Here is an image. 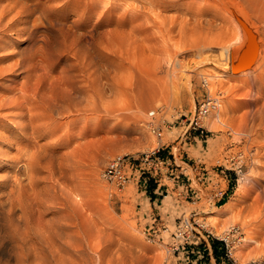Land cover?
Masks as SVG:
<instances>
[{
	"label": "rangeland",
	"instance_id": "1",
	"mask_svg": "<svg viewBox=\"0 0 264 264\" xmlns=\"http://www.w3.org/2000/svg\"><path fill=\"white\" fill-rule=\"evenodd\" d=\"M222 2L230 11L246 12L261 30L264 27L260 17L264 12L259 10L264 0H0V13H6L2 24L6 25L8 34L0 49V58H7L0 64L7 66L21 59L26 64L2 74L0 91L20 87L31 72L34 83L37 82L40 87L49 88L52 84L63 82L86 86L94 77L91 70L95 61L107 74L108 79L105 76L103 79L104 87L107 90L110 84L116 87L114 93L109 94L111 91H108L105 101L107 106L115 109L106 125L98 129L91 124L84 132L75 127L69 133V144L54 147L57 156L52 158L58 165L64 151L80 147L81 154L78 150L74 151L87 165L84 170L85 190L91 206L87 214L98 217L99 224L107 223L115 230L112 231L115 232V241L103 255L102 264H264V112L263 117L257 114L264 100V76L254 79L260 71L258 69L251 74L231 76L221 66L226 61L225 56L218 61L221 46L227 44L228 36L234 33L232 23L222 18L223 13L214 4L225 7ZM261 34L264 36L263 32ZM176 53L179 54L176 59L181 63L178 61L174 66V62L170 61ZM206 55L210 59L215 58L218 66L207 62L194 67ZM91 63L92 66H89ZM189 74L192 91L185 85ZM211 74L214 75L213 81ZM39 75L41 80L42 75L44 78L38 82ZM64 75L69 78L68 81L64 80ZM173 83L177 87H173ZM59 85L55 84L57 88ZM256 90H259L257 95ZM207 99H216L220 103L207 116L221 111L225 124L214 129L212 124L208 125L206 117L203 138L198 137L196 132L182 136L185 120L191 118L199 104ZM150 109L158 110L155 121L163 128L164 141L170 143L164 153L170 154L174 173L163 174L158 182L151 180L147 190L137 181V176H132L125 187L118 189L104 179L103 171L115 155L138 156L157 145V138L147 125ZM137 110H140L138 114ZM252 122H255V128L250 124ZM256 122H261V125ZM113 125L117 127L112 129ZM57 136L56 133L53 138L50 135L40 137L38 143L44 146ZM10 153L16 155V146ZM95 157L102 159L98 166L92 160ZM9 162H0V185L7 173L3 165H9ZM196 166H205L212 174L213 183L220 182L221 188L229 189L225 200L216 203L207 201L206 196L210 192L206 190L200 194L197 204H191L190 199L184 198L191 185L194 189L202 188ZM222 171L227 173V180L218 175H222ZM40 174L38 187L44 182L50 184L51 180L47 178L49 171L45 169ZM195 213L208 229L219 236L233 225L240 226V238L230 243L229 256H226L219 240H215L217 255L214 253L215 261L212 262L209 257H202L197 249L189 254L167 253L180 218ZM152 222L167 226V229H161V238L156 240H151L149 235ZM1 229L0 256L8 257L11 247L4 241L7 229ZM96 235V232H88L90 243L97 240ZM105 244L102 242V246ZM86 252L67 255V258L77 257H73L72 262L71 258L61 262L94 264L90 255L92 252ZM61 262L53 264H63Z\"/></svg>",
	"mask_w": 264,
	"mask_h": 264
},
{
	"label": "bare ground",
	"instance_id": "2",
	"mask_svg": "<svg viewBox=\"0 0 264 264\" xmlns=\"http://www.w3.org/2000/svg\"><path fill=\"white\" fill-rule=\"evenodd\" d=\"M214 4L215 6H217L219 10H221L220 12L223 13L224 17L222 18H226L227 20H229L234 27V33L232 34V36H228L229 42L221 46L220 52L218 54V61L223 56H225V59H226L225 63L221 66H223V69L225 70V72L231 76H240V75L249 74V73L251 74V72L254 69L256 70L258 69L260 71L256 73V75H254L255 77L254 79L262 78L264 76L263 75L264 73V36L261 33L263 32L264 34V27L261 30V27H259L251 19V17L242 10H239L238 12L230 11L228 10V8H226V5L223 4V2L222 4L225 5V7L222 5H218L219 3H214ZM263 7L260 6L259 10L264 12ZM5 14L6 13L4 11L0 13V34H1L0 49L2 47L1 43L4 40V37L8 35L5 30L6 25L2 24ZM260 17L262 21L264 22V13L263 15H260ZM13 18L14 16L12 17V19ZM255 20H258V19L256 18ZM245 25L248 27V29L251 30L253 34L252 45L253 44L255 45L253 48L255 56H254L252 63L249 66L241 67V68H237L233 70L232 66H236L242 60L245 54V51L247 49V44L249 42V35L245 28L246 27ZM210 27H212V25H210ZM178 55L179 54L176 53L174 59L170 61L171 63L174 62V66L178 64V61H179L177 60ZM200 55L201 54H199V56ZM203 56H202V59L194 67L198 66L199 64L207 63V62L209 64L211 63L214 66H218V62L216 61L215 58L210 59L208 55H206L203 58ZM6 58L7 56L0 58V63L2 60ZM165 61H166V57H165ZM92 63L89 66H92ZM24 64H25L24 59L18 60L7 66L0 64V77L2 76L4 72H8V70L14 71L15 68L17 67H20V66L25 67L26 64L25 65ZM186 64L188 63L186 62ZM181 67H183V65ZM187 67L189 69V65ZM91 71L94 72V77L91 75L93 79L91 83L89 84L88 82L89 85L86 84V86H84L83 84L81 86L75 83L69 84L70 83L69 82L68 84H66L63 82V83H59L61 85L58 84L59 85L58 88L56 87L58 86L57 83H55L56 86L55 84H52L49 88H46L44 86L40 87L37 82H36L37 84L34 83V78H33L34 74L31 72V73H28L27 76L25 77V80L21 82L20 87L17 86L13 90L4 88L2 91H0V142L3 145L0 148V162L3 164L4 163L6 164V162L10 160L9 165L2 164L4 167L3 169L7 170V173L3 175L1 179V185H0V229L1 228L7 229L6 235L4 233V236H5L4 241H7V243L11 247V253L8 257H5L3 255L0 256V264H53L55 262L60 263L63 260L65 261V258L66 259L71 258L69 256L67 258V255L78 254L84 251L92 252L90 255L93 258L92 261L94 264H102L103 262L102 259L104 258L103 255L108 250H110L109 246L113 245L115 241L113 239V233L115 232L112 233V231H115V230L113 229V227H111V225L107 223H106L107 225L105 223L101 225L99 224L100 222L96 219L98 217H94L92 216V214L91 215L87 214L88 213L87 211L91 207L87 201L88 192L85 190L86 187H85V179H84V172H85L84 170L87 165H86V162H84L83 159H81V156L79 157L78 155V152H79L78 149L80 147L78 149L73 148L72 149L73 151L72 150L64 151L61 156L62 161L59 162L58 165H56L53 162L54 160H52L53 156L55 157L57 156L55 154L57 149H54V147L61 145V144L68 145L70 142L68 139L69 133L71 132V130L74 131L73 129L75 127H79L84 132L88 129V127L91 124H93L96 126V128L100 129L104 127V125H106L105 123L107 119L110 116H113L111 114L115 110L113 109L114 107L112 108L111 105L107 106L105 104V101L108 96V91H111L109 94L114 93L116 90V87L113 84L109 85L108 90L106 87H104L103 79H104V76L105 77L107 76V74L105 75L104 71H102V65L98 61H95L94 69L92 68ZM90 72L89 74L88 73L87 74L90 75ZM173 73L172 75L174 76ZM67 74L69 75V73H66V75ZM181 74L183 76V73ZM66 75H64V77H66L64 80L68 81L67 79L69 78H67ZM42 76L41 78L43 80L44 77ZM186 77H187L186 78L187 83H185V85L187 84L188 88L191 89V86H192L191 78L192 77L190 76V74ZM210 78L211 80L214 79V75L211 74ZM39 80H41L40 75H39L38 82ZM70 81L73 82V80H70ZM54 82H56V79L54 80ZM51 83H53V81H51ZM5 85L6 84H4V86ZM174 86L175 84L173 83V87ZM169 89H170V85H169ZM172 90L173 88L170 91L171 94H172ZM210 90L211 88H209V91ZM251 91H254V90H251ZM258 91L256 90V95ZM210 93H212V90ZM260 96H263V95H260ZM217 103L220 104L219 102ZM257 108L258 107H256V111H257ZM139 111L140 110H137L136 114H138ZM257 112H258L257 114L262 116L264 112V100H263V103L260 104ZM114 115L117 116V114H114ZM245 116H247V114ZM262 117L260 119H262ZM246 118L244 117V119ZM260 119L258 121H260ZM206 120H207L208 125L212 124V127L214 129L215 127H218L219 125L225 124L222 118L221 111H218V110L212 113L210 117L206 118ZM250 124L253 125L255 124V122L254 123L252 122ZM259 124L257 123L258 126ZM116 127H117L116 125H113L112 129ZM56 133L58 134L57 139H53L52 141H50L44 146L38 143V139L40 137L44 138V136L50 135L51 138H53V135H56ZM5 141L6 143L4 144L3 142ZM15 146L17 148V153H15L16 155L14 154L11 155L10 150ZM94 149H92L93 152H94ZM256 149L258 148L256 147ZM74 150H78V152ZM80 151L82 150L80 149ZM249 152H250V149H249ZM92 160H94L95 166H98L100 162L102 161V159L99 157L98 158L95 157V159L92 158ZM45 169L49 171L48 177L46 175L45 178L47 177L49 180H51V182L50 184L49 182L48 183L44 182L45 184L43 186L38 187V184L40 182L39 175H41L40 173L44 171ZM247 176L248 175H246V177ZM45 178L43 177V179ZM97 193H103V192L97 191ZM89 231L96 232L97 234L96 235L97 240H95L93 244L90 243L88 240ZM2 236H3V233H2ZM0 237H1V234H0ZM102 242H105L106 244L102 246ZM73 257L74 256H72V258L70 259V262H72L71 260L73 259ZM76 257L74 258L76 259Z\"/></svg>",
	"mask_w": 264,
	"mask_h": 264
},
{
	"label": "built area",
	"instance_id": "3",
	"mask_svg": "<svg viewBox=\"0 0 264 264\" xmlns=\"http://www.w3.org/2000/svg\"><path fill=\"white\" fill-rule=\"evenodd\" d=\"M217 102L218 100L216 99H207L200 103L193 116L187 118L188 124H186L187 120H185L182 126L184 127L182 136H187L192 132H196L198 137L203 138L206 131V127L203 124L204 119L213 109L218 108L219 104ZM157 114V109H150L148 111L149 121L147 125L157 138V145L153 149L143 152L138 156L118 154L108 161L103 171V177L118 189L125 187L132 176H137V181L147 190L151 180L158 182L163 177V174L170 173L171 175L174 173L172 158L170 154L166 155L164 153V151L170 147V143L163 139V128L155 121ZM182 115L181 113L180 117ZM235 167H238V165ZM235 167L230 168L235 169ZM163 169H166L165 172H163ZM196 170L199 174L198 180L202 183V188L194 189L192 185L190 188H187L184 198L190 199L191 204L198 203L201 198L200 194L204 190L210 192V194L206 196V199L209 202L213 201V203L225 200L229 196L230 191L228 188H221L220 182H212L213 177L209 169L205 166H196ZM222 173V175L219 173L218 175L227 180V173L224 171H222ZM209 186H211V188H208ZM158 188L159 184L154 191L156 192ZM197 215L198 214L195 213L194 215H184L180 218L179 222L176 224L175 231L172 233V242L167 246V253L175 254L176 252H182L183 254H189L197 249V252L201 254L202 257L207 256V258H210V262H212V260L215 261V240H219L222 244L221 248H225L226 256H229L231 252L230 243L232 240L240 238V226L233 225L222 236H219L208 229L206 224L198 219ZM155 221L156 218L153 222ZM153 222L150 228L152 231L149 235L151 240H156L157 238H161V229H167V226L165 224H154Z\"/></svg>",
	"mask_w": 264,
	"mask_h": 264
},
{
	"label": "water",
	"instance_id": "4",
	"mask_svg": "<svg viewBox=\"0 0 264 264\" xmlns=\"http://www.w3.org/2000/svg\"><path fill=\"white\" fill-rule=\"evenodd\" d=\"M245 28H246V30L248 32V35H249V42L247 44V49L245 51V54H244L242 60L236 66H232L233 70L237 69V68L249 66L252 63V61L254 59V56H255V53L253 51V48H254L255 45L254 44L252 45V36H253V34H252L251 30L248 29L247 26Z\"/></svg>",
	"mask_w": 264,
	"mask_h": 264
},
{
	"label": "trees",
	"instance_id": "5",
	"mask_svg": "<svg viewBox=\"0 0 264 264\" xmlns=\"http://www.w3.org/2000/svg\"><path fill=\"white\" fill-rule=\"evenodd\" d=\"M216 251H217V250L215 249V244H214V253H215V255H217V254H216V253H217Z\"/></svg>",
	"mask_w": 264,
	"mask_h": 264
}]
</instances>
